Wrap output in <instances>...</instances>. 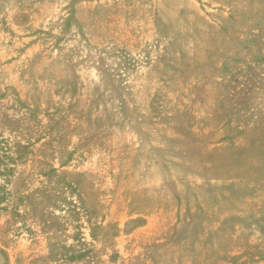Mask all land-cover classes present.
I'll list each match as a JSON object with an SVG mask.
<instances>
[{
    "label": "rangeland",
    "instance_id": "374dc122",
    "mask_svg": "<svg viewBox=\"0 0 264 264\" xmlns=\"http://www.w3.org/2000/svg\"><path fill=\"white\" fill-rule=\"evenodd\" d=\"M2 137L106 235L3 214L0 264H94L56 224L104 264H264V0H0Z\"/></svg>",
    "mask_w": 264,
    "mask_h": 264
},
{
    "label": "trees",
    "instance_id": "16d2710c",
    "mask_svg": "<svg viewBox=\"0 0 264 264\" xmlns=\"http://www.w3.org/2000/svg\"><path fill=\"white\" fill-rule=\"evenodd\" d=\"M33 143L22 142V141H9V139H0V215H9L12 219L11 224H14L15 220L20 217H26L33 214L39 219L49 218L45 222L46 227H51L52 224L58 222L53 221L50 216L56 211L61 213H68L67 218H72V224L78 221V218L86 215L88 222L91 224L90 234L94 241L98 243L104 242L101 240L102 234L106 235V226L103 225L104 221L98 223V205L99 203H93L88 205L84 197H80L79 204L73 200H68L63 194V188L69 190L71 195L77 196L78 185L75 182H66L65 185L52 186L49 185L48 181L42 180L41 186L33 188V183L28 182V178L32 175L31 173L26 174L27 165L34 161L32 159L33 153ZM39 164L34 166L32 173L34 175H39L41 177H49L50 174L57 172L55 168L46 169L43 167V162L41 160H36ZM59 184V183H58ZM24 208V209H23ZM26 208V209H25ZM24 210L25 214L21 211ZM83 210V211H82ZM84 216V215H83ZM64 219L65 216H60ZM58 218V217H57ZM56 218V219H57ZM97 218V221H93ZM45 220V219H44ZM9 222V221H8ZM75 228L81 226L80 224L74 225ZM57 232L50 234V247L51 253L54 258L64 259L66 261H76L81 259H89V261L94 262V264H104V261L99 259L100 253L103 250H97L95 246L90 245L87 247L88 243L85 242V238L80 237L81 233L77 232L72 238L75 241L72 244H68L65 235L63 233H58L61 230V224H56ZM62 231V230H61ZM119 230L117 229L116 234ZM106 250V249H105ZM118 255H111V262L115 263Z\"/></svg>",
    "mask_w": 264,
    "mask_h": 264
}]
</instances>
